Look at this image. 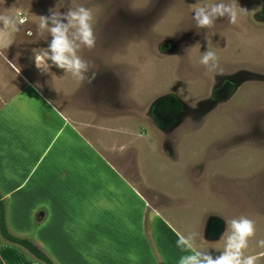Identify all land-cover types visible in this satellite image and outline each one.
Masks as SVG:
<instances>
[{
	"label": "rangeland",
	"instance_id": "374dc122",
	"mask_svg": "<svg viewBox=\"0 0 264 264\" xmlns=\"http://www.w3.org/2000/svg\"><path fill=\"white\" fill-rule=\"evenodd\" d=\"M214 2L0 0V14L28 17L19 33L0 29V45L14 40L0 48L11 235L52 264H178L181 235L217 256L230 221L245 216L256 233L244 254L264 264V0H223L247 12L197 28L193 6ZM78 6L97 37L80 53L96 73L83 84L34 62L51 40L39 17ZM207 50L223 73L199 63ZM176 109L162 130L156 119ZM0 264L45 263L0 237Z\"/></svg>",
	"mask_w": 264,
	"mask_h": 264
},
{
	"label": "clouds",
	"instance_id": "9594fccd",
	"mask_svg": "<svg viewBox=\"0 0 264 264\" xmlns=\"http://www.w3.org/2000/svg\"><path fill=\"white\" fill-rule=\"evenodd\" d=\"M237 8L241 12L246 10L223 0L202 6L194 5L192 19L196 27L200 29H212L217 20L227 18L230 24H236L238 19ZM28 23V17L24 15L0 14V25L10 34L19 33L22 27ZM38 29L41 35H50L51 40L47 48H41L34 54L35 67L41 73H49L52 67L71 74L79 83H91L96 76L92 71L90 62L82 57L81 50L95 48L97 37L94 31V16L92 11L85 6L69 7L66 12L52 10L48 16H40ZM32 36L31 31L27 32ZM13 39L7 40L0 48L7 49ZM199 63L209 73H223L219 58L214 51L207 50L203 53ZM16 74H20V67L12 65ZM91 73V75H89ZM34 87L39 90L37 83ZM230 233L227 235L224 250L219 255L213 256L209 251L198 249L195 246V234L181 235L178 239V247L188 253L179 258L178 264H256V257L246 256L249 240L255 235V223L245 217L230 221ZM264 245V240L260 241Z\"/></svg>",
	"mask_w": 264,
	"mask_h": 264
},
{
	"label": "trees",
	"instance_id": "16d2710c",
	"mask_svg": "<svg viewBox=\"0 0 264 264\" xmlns=\"http://www.w3.org/2000/svg\"><path fill=\"white\" fill-rule=\"evenodd\" d=\"M0 236L13 244H17L24 249H26L31 255L37 258L39 261L44 262L45 264H52L51 260L41 253L37 247L32 244L29 240L17 238L9 233L7 223H6V210L5 205L2 203L0 198Z\"/></svg>",
	"mask_w": 264,
	"mask_h": 264
},
{
	"label": "water",
	"instance_id": "95a60500",
	"mask_svg": "<svg viewBox=\"0 0 264 264\" xmlns=\"http://www.w3.org/2000/svg\"><path fill=\"white\" fill-rule=\"evenodd\" d=\"M168 100H171V99L170 98L161 99L159 102L156 103L157 104L156 108H157L158 104H165V102L168 101ZM179 112H180L179 109H176V110L170 112V114L167 115V118L164 117V119L162 121H161V118L159 120L156 119V122H157L158 126H160V128L162 130H165V129L169 128V127L174 126L175 123H177L176 116H177V114H179Z\"/></svg>",
	"mask_w": 264,
	"mask_h": 264
},
{
	"label": "crops",
	"instance_id": "0c3cea01",
	"mask_svg": "<svg viewBox=\"0 0 264 264\" xmlns=\"http://www.w3.org/2000/svg\"><path fill=\"white\" fill-rule=\"evenodd\" d=\"M1 28V27H0ZM5 107H6V104L4 106L1 105V108H0V111H4L5 110ZM40 117V116H39ZM11 164V163H10ZM2 165V164H1ZM16 166V165H15ZM15 166H11V165H5L4 164L2 165V172L0 173L1 175H4L5 173L7 174L8 177L12 176V172H11V167H15ZM14 176V175H13ZM3 177L0 181V187H2L3 190H5V185H6V182L3 183ZM17 189V188H16ZM8 193H2L0 192V198H2L3 202H4V205H5V210H6V206L7 204L5 203L4 199L7 197ZM7 201V200H6ZM6 215H7V210H6ZM7 223V222H6ZM1 237V236H0ZM2 238V237H1ZM3 239V238H2Z\"/></svg>",
	"mask_w": 264,
	"mask_h": 264
},
{
	"label": "flooded vegetation",
	"instance_id": "af4514ba",
	"mask_svg": "<svg viewBox=\"0 0 264 264\" xmlns=\"http://www.w3.org/2000/svg\"><path fill=\"white\" fill-rule=\"evenodd\" d=\"M169 128H171V127H169ZM169 128H168V129H169Z\"/></svg>",
	"mask_w": 264,
	"mask_h": 264
}]
</instances>
